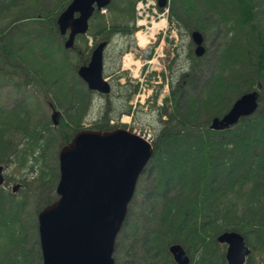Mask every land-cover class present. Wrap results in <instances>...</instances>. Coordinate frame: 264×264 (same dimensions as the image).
<instances>
[{
    "label": "trees",
    "instance_id": "trees-1",
    "mask_svg": "<svg viewBox=\"0 0 264 264\" xmlns=\"http://www.w3.org/2000/svg\"><path fill=\"white\" fill-rule=\"evenodd\" d=\"M137 1L111 0L104 8L106 14L95 10L87 34L77 36L73 48L65 49L66 36L60 35L57 18L71 0H0V27L4 30L23 19V26L38 28L35 41L20 32L5 35L0 28V74L18 88L40 84L45 89L43 105L50 110L40 111L37 121L25 103L10 112L0 111V166L5 170L11 167L13 180L29 170L19 178L22 185L16 193L4 189L9 178H4L0 186V264H42L37 226L27 228L23 220L27 203L32 193L38 214L57 199L58 152L85 129L81 123L94 101L105 98L110 105L112 95L116 108L103 111L91 130L126 128L111 125L110 120L122 115L133 117L130 102L137 85L118 84L120 76H116L110 83V93L100 95L75 76L71 87L64 84L55 90L59 77L52 68L56 61L51 60L50 52L61 56L73 75L87 64L99 43L106 42L108 47L116 36L127 41L118 51L120 56L133 40ZM168 7L169 21L178 26L180 39L181 27L187 35L198 31L202 36L215 29L214 24L210 29L205 27V22L216 16L226 30L207 76L201 74L203 58L195 57L189 43L186 53L175 50L170 60L169 92L163 105L156 106L162 85L152 96L150 107L159 127L153 130L154 154L142 176L148 171L155 174L157 185L147 211L152 218L145 220L149 228L139 239L147 255L144 261L175 264L168 248L178 244L192 264H227L226 246L216 238L235 231L250 249L245 264H264V0H170ZM89 36L93 46H88ZM34 48L44 59L33 58ZM151 52L145 57L150 58ZM20 65L25 66L26 73L19 71ZM103 75H107L105 68ZM196 82H201L199 94L190 95L184 103L187 91L197 88ZM251 92L257 94L259 103L252 116L228 129H210L213 119L222 118L235 100ZM68 102L73 105L68 107ZM53 110L58 113L56 125L51 117ZM22 133L27 134L26 139L11 140L12 135ZM28 175L31 181L26 179ZM27 182L36 188L31 190ZM120 233L115 246L121 240Z\"/></svg>",
    "mask_w": 264,
    "mask_h": 264
},
{
    "label": "water",
    "instance_id": "water-1",
    "mask_svg": "<svg viewBox=\"0 0 264 264\" xmlns=\"http://www.w3.org/2000/svg\"><path fill=\"white\" fill-rule=\"evenodd\" d=\"M111 0H71L57 18L65 49H72L79 35H86L95 10ZM168 0H157L164 8ZM194 54L202 57L204 38L198 31L190 35ZM106 42L99 43L89 61L77 70L87 89L107 95L111 86L103 78V53ZM255 92L240 96L222 118H215L210 129L220 131L252 116L258 109ZM57 112L52 111L55 121ZM154 154L153 147L140 136L123 128L112 131L83 129L58 152L57 199L37 214V232L42 264H114L116 238L126 219L139 177ZM0 166V186L4 183ZM20 185L12 187L16 193ZM226 246L227 264H245L250 254L243 236L235 231L216 238ZM175 264H190L186 251L178 244L168 248Z\"/></svg>",
    "mask_w": 264,
    "mask_h": 264
},
{
    "label": "rangeland",
    "instance_id": "rangeland-1",
    "mask_svg": "<svg viewBox=\"0 0 264 264\" xmlns=\"http://www.w3.org/2000/svg\"><path fill=\"white\" fill-rule=\"evenodd\" d=\"M134 10H135L134 27H135V32L136 31L137 32L136 33L134 32L133 34V40L129 49L124 53L120 54L119 56L118 51L120 49H123L125 45H127L126 44L127 41L119 36H116L111 42H109L108 47H106L103 53V59L104 61L106 60V62H104V68L107 71V75L105 79L108 81L109 84L112 83L113 78L115 82L116 76H120L118 79V84H124L125 82H128V84L137 85V92L132 96L130 102V105H132L131 113L133 114V117H131L130 115L129 116L122 115L118 119L110 120V124L111 125L117 124L118 126L125 125L126 128L123 129H126L135 134H139L140 136L150 134L151 138L154 139L153 130L159 127V122L155 115V112H152L153 109L150 107L152 103V96L154 92L157 90V86L162 85L159 97L156 99L157 101L156 106L161 107L163 105L164 97L169 92L168 84L170 81V77H169L168 66H170L171 64L170 60L174 58L175 50H177L178 52L183 51L181 53L184 54L186 53L188 44L190 43L191 50H193V54H194L195 46L191 41L190 35L186 34L185 28L183 27H181L182 30H181V39H180L178 26L175 23L171 24L169 21V14H170L169 9L166 8L164 11H162L164 12V15H162L163 13L160 12L156 0H138L137 3L135 4ZM101 13L106 14L107 11L102 9ZM144 19H146V21L153 20L156 22L161 19H164L167 23L166 29L156 33L154 39L146 48L139 46V44L137 45V39H136V34L140 30L141 32L146 31L145 28L143 27H137L140 21ZM22 22H24V19L23 21L12 23L8 29L4 30L5 28L4 26H1L0 28L4 30L5 35L6 34L9 35L11 33L16 34L17 32L18 33L20 32L21 35H24L28 37V39L35 41L37 39L36 33L38 31V28L30 25L29 27H27L28 25L23 26L24 23ZM3 24H5V22ZM146 24L149 25L148 22ZM211 24L215 25V29L208 30L210 29ZM205 25H206L205 27L208 28L207 34L206 33L203 34L204 37L203 46L205 52L202 57H199V58H203V67L201 71L202 76L203 73L205 76H207L212 70L211 68H213L214 63L216 62V53H217L216 50L218 48L221 39L224 37L225 35L224 33L226 30V28L222 24V19L219 16L218 17L216 16L214 17V19H210L206 21ZM139 37L140 36H138V39ZM57 38L59 40V37ZM87 39H88V46H93L92 38H90L89 36L87 37ZM57 43L61 45L60 40L57 41ZM152 44L155 45L153 46ZM35 50L36 49L34 48L33 58L39 59L40 56L41 59H44V56L41 55L40 52H37ZM77 52L80 53L79 50ZM149 52H151L152 57L146 58L145 56H147ZM49 56H51L52 61L53 59L56 61L52 65V68H54L57 71L56 74L59 77V82L55 83L56 85L55 90L58 88H62L60 87V85H64V84H66V86L69 85L67 87H71L73 83L71 78L73 79V77L75 76L78 77L77 72L76 74L73 75L71 73V70L67 68V66L64 64L63 61H61V56L56 54V52L55 54L50 52ZM151 60H153L152 63H150ZM20 67L21 68L19 69V71L26 73L25 66L20 65ZM22 68L25 70H23ZM108 73L111 75L108 76ZM161 74H164L165 76L164 79L162 78ZM104 76L105 75H103V77ZM194 86H197V88L191 91L189 90L185 94L184 103H188V98L190 95L194 94L195 96H197L199 94L200 91L199 87L201 86V82L194 83ZM44 95H45V89L43 90L42 86L36 82L34 87L29 86L26 89H23L22 87L18 88L12 83V81L9 80L7 76L4 77L2 76V74H0V111L1 112H10L11 109L16 108L17 106H20L22 104L24 105L25 103L27 108L32 111V114L30 115H33V119L37 121L41 114L40 111H45L50 113L49 112L50 110L45 105H43ZM28 97L31 98L30 102ZM113 97L111 95L110 99L107 98L108 100L111 101L110 105L109 103L107 104L105 98L103 99L101 98L99 101L98 100L94 101L93 105L90 106V108L87 111V116L84 118V120L81 123L82 127L87 129L93 127L95 128L94 122H97L98 119L101 118L103 111L111 112L112 110H115L114 108H116V105L115 103L112 104ZM30 104L31 105L33 104V107H31ZM72 105L73 103L71 102L67 103L68 107ZM139 108L142 111H139L140 110ZM59 112L62 115L61 113L62 111ZM99 123H97V125H100ZM54 133L55 132H53V134ZM26 135L27 134H23V133L22 135L15 134L14 136L12 135L11 140L14 141V138H19V137L26 139L25 138ZM46 159L51 160L52 158L47 157ZM53 161L54 160H51V162ZM10 172H11V167L6 170L4 169V173H3L4 178L6 179L9 178L8 180H5L7 184L4 187V189L9 193H11L12 191L11 188L15 184L22 185L18 181L22 179V177L25 176L24 174L28 173L29 170L26 169L22 174H19V176H17L15 180H13L12 177L10 176ZM7 174H9V176H6ZM26 179L28 181H31L32 176L28 175ZM140 181L142 183L140 184L138 182L135 195L129 206V211L127 213L128 218L126 220V224L124 225L123 231L120 233L119 236L121 240H118L119 243L115 246L114 249V253H113L114 264H144L145 262L144 259H146L147 257V255L141 250L142 241H140L139 239L141 238V234L143 235L145 231H147L149 228V227L147 228L149 224L147 225V221L145 224V220H148L149 217H150L149 220H151L152 218V216L147 211L150 209L151 202L149 200H150V196L151 198L153 197V192L154 189L156 188L155 185H157V180H155V174L151 175L150 172L148 171V173L142 176V179H140ZM27 184L29 185V187H31V190H34L36 188V185L33 186L30 184V182L29 183L27 182ZM177 191L178 190H175L174 193ZM32 197L33 196L31 193L29 197V201L27 203L28 205L25 214L23 216V220L24 223H26L27 228H35V224L37 226L36 207L38 206V203L36 204L33 201H31V199H33ZM145 264H149V263L145 262ZM190 264H192V262H190Z\"/></svg>",
    "mask_w": 264,
    "mask_h": 264
},
{
    "label": "bare ground",
    "instance_id": "bare-ground-1",
    "mask_svg": "<svg viewBox=\"0 0 264 264\" xmlns=\"http://www.w3.org/2000/svg\"><path fill=\"white\" fill-rule=\"evenodd\" d=\"M157 5H158V3H157ZM167 6H168V2H167V5L164 8H159L160 9V12L163 13L162 15H164V12H162V11H164L166 8L168 9ZM147 22L149 23V25L146 24ZM139 25L145 26V30H146L145 32H141V30H140L136 34L137 39H138V36H140L139 39H138V42H139L138 44H139V46H141L143 48H146L147 45L152 42V40L154 39V37H155V35H156L157 32L162 31V30L166 29V27H167V23H166V21L164 19H161V20H159L157 22L156 21H153V20L146 21V19H144V20L140 21ZM152 45L154 46L155 44H152ZM159 56H160V54H159ZM151 57H152V54H151L150 58ZM126 59H128V58H126ZM155 59H157V58H155ZM152 61L153 60H151L150 63H152ZM130 65H132V64H130ZM137 185H138V183H137ZM136 188H137V186H136ZM129 206H130V204H129ZM186 254H187V252H186Z\"/></svg>",
    "mask_w": 264,
    "mask_h": 264
},
{
    "label": "built area",
    "instance_id": "built-area-1",
    "mask_svg": "<svg viewBox=\"0 0 264 264\" xmlns=\"http://www.w3.org/2000/svg\"><path fill=\"white\" fill-rule=\"evenodd\" d=\"M141 5V4H140ZM138 26H140V27H143V28H145V26H141V25H139L138 24ZM158 33V32H157ZM136 39H137V37H136ZM150 44V43H149ZM148 44V45H149ZM137 45H138V39H137ZM147 45V46H148ZM139 47V46H138ZM140 48V47H139ZM143 137L147 140V141H151L150 139H151V136H150V134H147V135H143Z\"/></svg>",
    "mask_w": 264,
    "mask_h": 264
}]
</instances>
